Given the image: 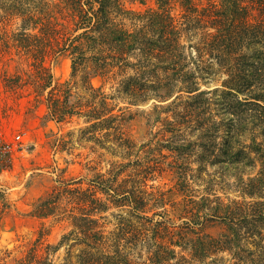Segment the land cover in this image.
Instances as JSON below:
<instances>
[{
	"label": "trees",
	"instance_id": "1",
	"mask_svg": "<svg viewBox=\"0 0 264 264\" xmlns=\"http://www.w3.org/2000/svg\"><path fill=\"white\" fill-rule=\"evenodd\" d=\"M156 2L158 7L146 12L127 11L121 0H12L9 6H1L7 15L22 19L13 42L21 52L35 57L38 92L53 121L61 125L84 119L89 141L115 136L120 139L118 147L130 155L132 142L117 124L120 115L112 102L116 95L105 91V85L114 81L118 96L131 104L175 97L173 103L183 104L177 113L181 125L190 123L199 131L195 139H187L176 134L177 125L169 123L165 130L172 136L164 139L162 148L175 156L177 190L186 198L179 209V218L185 221L176 233L166 224L170 220L167 193L147 192L146 176L144 180L139 175L124 178L129 163H114L112 172L96 174L87 187L81 179L63 181L36 207V216L61 215L70 221L71 230L57 244H46L42 254L37 249L44 245L39 238L36 248L15 264L34 260L53 264L51 257L66 245L70 254L79 248L77 264H134L120 247L105 246L111 236L105 235L101 218L111 208L128 209L129 217L121 216L117 238L134 246L148 243L146 264L174 260L196 264L218 254L229 259L215 258L212 264H264V0ZM177 6L183 9L181 17L173 14ZM51 49L71 56L74 81L54 85L45 66ZM190 63L197 66L196 71L189 68ZM92 77H101L103 85L96 87ZM201 82L222 88L209 98ZM213 101L221 109L220 116L211 111ZM65 145L63 138L56 144L58 150ZM197 148L201 149L199 163L219 166L214 176L219 173L224 178L221 182L234 181L242 200L224 201L212 193L196 199L187 194L186 159ZM246 167L254 172H244ZM142 170L145 175L155 172L150 164ZM204 171L200 165L199 172ZM2 195L0 190V208L4 204L8 209ZM63 201L69 210L61 206ZM151 204L165 208L155 214L163 220L149 216ZM216 225L223 229L218 236L204 232Z\"/></svg>",
	"mask_w": 264,
	"mask_h": 264
},
{
	"label": "rangeland",
	"instance_id": "2",
	"mask_svg": "<svg viewBox=\"0 0 264 264\" xmlns=\"http://www.w3.org/2000/svg\"><path fill=\"white\" fill-rule=\"evenodd\" d=\"M9 1L12 0H0V190L3 192V202L9 207L4 209L3 204L0 208V264H15L26 257L32 248H36L39 238L44 243L43 247H37L40 254L44 253L42 248L46 244H57L71 230L70 221L63 220L59 217L61 215L40 218L35 215L36 207L48 199L63 181L81 179L83 186L87 187L96 174L112 172L114 163H129L122 175L124 178L136 179L139 175L144 180L146 176L144 182L147 184V192L167 193L165 208L170 214V220L166 224L174 228L176 233L185 221L179 218L182 215L179 209L186 198L177 190V174L173 168L175 156H170L162 145L164 139L172 136L165 131L169 128V123L173 127L177 125L179 132L176 134L184 135L187 139H195L199 133L194 130L195 125L189 127L190 123L185 122L181 125L183 120L177 118L183 104L180 100L173 103L175 97L167 101L152 99L131 104L123 96H118L116 83L109 81L105 85V91L116 95L112 102L115 112L120 115L117 124L120 123L123 136L132 142L130 155L118 147L117 142L120 139L115 136H107L102 142L89 141L87 136L90 133L85 130L88 124L84 119L75 118L73 123L58 124L49 118L44 97L39 95L40 80L36 77L35 57L24 54L14 45L13 38L21 31L22 19L17 15H7L1 8L3 4L9 6ZM121 3L125 10L132 12H146L158 7L156 0H121ZM173 14L181 17L183 9L177 6ZM9 38L10 43H7ZM45 66L53 75L54 85L74 81L72 58L67 52L56 54L51 49ZM189 68L192 71L197 70L193 63H190ZM77 80L79 84L83 82L81 74ZM91 81L99 87L104 80L101 77H92ZM201 88L210 92L208 97L213 98L214 91H220L222 86L214 82H201ZM186 98L187 94H183V99ZM211 111L217 115L221 111L215 101L212 102ZM71 131L72 135L69 134ZM222 133L223 129L220 136ZM62 138L66 147L58 150L56 144ZM192 154L186 159L189 182L187 194L196 199L212 193V196H219L224 201L242 200L234 181L221 182L224 178L219 173L214 176V171L219 166L211 167L208 162L199 163L201 149L197 148ZM144 164L154 166L155 172L145 175L142 170ZM200 165L206 171L199 172ZM245 170L244 172H254L250 167ZM61 206L70 209L66 201ZM165 208L160 204H151L153 210L149 216L157 221L163 220L164 218L155 214L164 212ZM127 210L111 208L102 215L104 233L107 237L111 236L106 239L105 246L110 250L120 247L123 255L134 264L149 263L148 243L134 246L133 243L117 238L121 233V216L129 217ZM133 220L136 226L141 227L137 218ZM41 231L44 234L41 235ZM222 231V227L216 225L210 226L204 232L216 237ZM173 240H177V237ZM69 249L66 245L54 254L51 257L54 259L53 264H77L79 248H74L71 254ZM186 255L189 259L190 256ZM215 258L227 260L229 256L218 254L196 264H212ZM33 264H36L35 260ZM170 264H177V261Z\"/></svg>",
	"mask_w": 264,
	"mask_h": 264
}]
</instances>
